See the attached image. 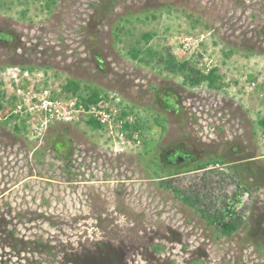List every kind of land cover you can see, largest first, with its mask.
I'll return each instance as SVG.
<instances>
[{"label":"rangeland","instance_id":"rangeland-1","mask_svg":"<svg viewBox=\"0 0 264 264\" xmlns=\"http://www.w3.org/2000/svg\"><path fill=\"white\" fill-rule=\"evenodd\" d=\"M48 1L0 0V264H264V0ZM69 80L119 97L131 151L88 115L30 111L80 105ZM228 207L223 236L205 213Z\"/></svg>","mask_w":264,"mask_h":264},{"label":"trees","instance_id":"trees-1","mask_svg":"<svg viewBox=\"0 0 264 264\" xmlns=\"http://www.w3.org/2000/svg\"><path fill=\"white\" fill-rule=\"evenodd\" d=\"M119 0H102L100 3V7L98 8V15H106L107 13L111 12L112 8L117 4ZM48 7L52 4L55 3V0H49ZM151 38L150 34L145 35V40L148 41ZM130 57L138 62L144 63L146 61L147 56H142L143 51L137 48H133L129 52ZM184 68L186 66H183ZM186 69V68H185ZM187 80L190 82L191 87H195L201 83H206L207 87L211 90H222V76L220 74H217L216 69H211L207 73L201 72L199 70H195L194 68L190 67V73L187 76ZM64 92H71L73 95L77 96L79 99L80 104H82L84 107H88L89 105H94L97 104L100 100H102L103 95L100 90L97 89H90L88 95H83L81 93V85L74 81V80H69L66 85L63 88ZM1 106V104H0ZM261 125L264 127V119L261 120ZM88 124L92 126L94 130H100L102 129V124L97 121L96 119L91 118L88 121ZM249 159V158H248ZM242 159H239L237 161H241ZM212 163H221L223 164L224 161L220 159H215ZM248 164H251V161L247 162ZM236 165V164H234ZM206 167V166H205ZM205 167H198L197 170L203 169ZM235 166H233L232 169H234ZM174 175L173 173H168L167 176ZM161 178V177H160ZM164 187L169 188L173 190V192L180 196L181 192L174 188L171 184V182H166L163 184ZM186 203H189L191 206H195L198 200L192 201L188 197H183L182 198ZM226 214H229L230 216L227 217L225 215L217 216V215H211V214H206L207 218L210 219L212 223H215L218 225V229L220 233L223 236H231L233 233H235L239 227H240V222L237 220V218L234 217L235 211L232 210L231 207H228ZM204 212H207L206 210ZM108 264H115V257H110L108 260Z\"/></svg>","mask_w":264,"mask_h":264},{"label":"built area","instance_id":"built-area-1","mask_svg":"<svg viewBox=\"0 0 264 264\" xmlns=\"http://www.w3.org/2000/svg\"><path fill=\"white\" fill-rule=\"evenodd\" d=\"M76 100H70L64 103L60 102L61 104H59L57 101H51L50 97L37 98L36 96H31V98L28 99V102L33 104L30 109L32 113L41 112L48 116L49 120L56 115L61 118L62 115L70 116L75 113L88 115L90 119H96L106 129L107 137L112 141L115 153L126 152L128 147L130 149L129 151L134 148L136 137H134V134L131 137L128 133V128L126 127L129 124L128 121L131 120L122 117L123 111L121 113L118 105L120 102L118 96L110 93L103 96L102 100L97 104L89 105L88 107H84L82 104L79 105L78 100ZM68 119L71 120L75 118L70 117ZM127 144L129 146H127Z\"/></svg>","mask_w":264,"mask_h":264},{"label":"flooded vegetation","instance_id":"flooded-vegetation-1","mask_svg":"<svg viewBox=\"0 0 264 264\" xmlns=\"http://www.w3.org/2000/svg\"><path fill=\"white\" fill-rule=\"evenodd\" d=\"M167 108L170 109L171 106L169 105ZM167 159L171 164L176 166L183 165L185 163H191L194 160L193 155L183 148H173L170 151V155L167 157Z\"/></svg>","mask_w":264,"mask_h":264}]
</instances>
